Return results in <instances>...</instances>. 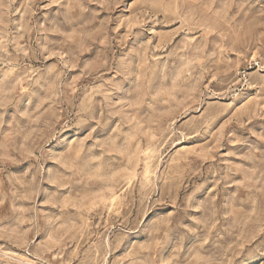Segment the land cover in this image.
<instances>
[{"label": "rangeland", "instance_id": "obj_1", "mask_svg": "<svg viewBox=\"0 0 264 264\" xmlns=\"http://www.w3.org/2000/svg\"><path fill=\"white\" fill-rule=\"evenodd\" d=\"M0 264H264V0H0Z\"/></svg>", "mask_w": 264, "mask_h": 264}]
</instances>
